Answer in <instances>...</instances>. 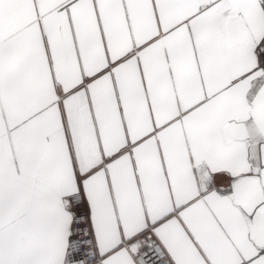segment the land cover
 Segmentation results:
<instances>
[{
  "label": "snow or ice",
  "instance_id": "1",
  "mask_svg": "<svg viewBox=\"0 0 264 264\" xmlns=\"http://www.w3.org/2000/svg\"><path fill=\"white\" fill-rule=\"evenodd\" d=\"M0 264H264V0H0Z\"/></svg>",
  "mask_w": 264,
  "mask_h": 264
}]
</instances>
